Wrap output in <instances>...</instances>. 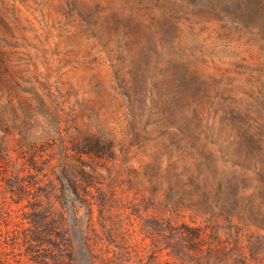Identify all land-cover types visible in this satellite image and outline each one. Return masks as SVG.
I'll use <instances>...</instances> for the list:
<instances>
[{
  "label": "rangeland",
  "instance_id": "374dc122",
  "mask_svg": "<svg viewBox=\"0 0 264 264\" xmlns=\"http://www.w3.org/2000/svg\"><path fill=\"white\" fill-rule=\"evenodd\" d=\"M187 1L0 0V136L51 163L64 147L72 155L65 174L46 179L41 163L29 169L37 198L8 192L19 183L7 181L11 173L27 171L13 167L0 178V248L10 262L264 264V216H236L226 202L211 210L186 194L166 200L155 167L144 169L148 145L140 146L167 144L157 138L162 130L146 140L129 134L118 151L126 125L119 105L130 94L120 78L129 69V17L156 5L169 11L167 27L142 39L136 58L155 75L145 120L171 112L192 120L198 128L188 131L206 140L222 177L237 157L264 166V0ZM58 125L78 139L53 145ZM68 185L75 197L62 196ZM222 188L216 184L214 205Z\"/></svg>",
  "mask_w": 264,
  "mask_h": 264
},
{
  "label": "trees",
  "instance_id": "16d2710c",
  "mask_svg": "<svg viewBox=\"0 0 264 264\" xmlns=\"http://www.w3.org/2000/svg\"><path fill=\"white\" fill-rule=\"evenodd\" d=\"M172 1L191 2L187 0ZM97 3H100V0H97ZM152 8L157 12V15L152 10L146 9V13H141V10L138 9L134 13V16L129 17L134 23L126 34L129 40L125 41L128 54V64L126 66L129 69L120 72V78L123 87L128 89L130 94L122 93V95L127 97V101L121 99L122 103L119 105V108L124 111L123 122L125 121L124 123L126 125L124 127L125 138L119 143L118 151L125 150L128 144L126 140L129 134L137 132L142 140H146L144 136L149 135L151 131L162 130V136L157 138L165 137L167 144L165 141L153 139L154 143L152 141H149V143L144 142L140 146L148 145L147 153H144L148 162L144 166V169L155 167L154 178L160 183H165L163 194L167 201L173 203V199H178L180 196L186 194L196 199L203 198L209 203L211 210L214 207L225 210L224 204L226 202L236 216L240 213H245V211H255L256 214L264 216V166L261 164L258 165V159H255L254 166L249 163L251 159L247 161V157H237L238 161H231L230 166L232 168L229 169L228 175L222 177L223 172H219L217 167V158H214L213 150L207 147L208 143H206V140L203 141L199 134H192L188 131L189 128H198L196 125H193L194 122L192 120L185 119V117L174 119L173 112L168 115L167 118L169 119L158 120L155 123L153 121L151 123L148 119L145 120L146 113L151 111V108L147 104L148 98L146 97L149 80L155 75L147 68H139L137 66L138 46L142 39L153 38L157 34L164 32V28L167 27L165 24V12H169L163 7L156 5ZM166 81V76H162L160 80L161 85ZM156 86L159 85L156 83ZM135 88L137 89V93L134 91ZM128 113L131 116L130 119H126ZM55 118L58 119L60 117L55 114ZM148 126H151L152 129H148ZM58 130L60 137L58 140L59 143L56 139H53V145H57L58 147H63V145L68 146L71 139L74 141L78 139L77 136L63 135L61 125H58ZM76 133L78 134L80 132L76 131ZM111 142L114 143L113 137ZM111 147L115 148L114 145H110ZM67 148L64 147L65 153L62 158L57 159L56 163H51L52 158L47 160L40 155L37 157L35 152L22 150L21 146L19 148L11 147L8 138L5 135H1L0 178L7 176V173L11 172V170H15L13 167L20 169L21 172L27 171L24 176L13 172L11 173L7 181L15 176L19 179V183L17 184V188L12 185L8 192L11 195H17L20 192V196L22 194L26 195L27 200L29 198L39 197V194H33L36 186L32 183L31 179L33 176L29 169L33 168V166L39 168V163H41L42 167L39 168L40 173H43L42 175L46 179L48 175L54 176L60 173L63 174L64 172L66 173L62 168L64 166L67 167L68 161L72 159V155ZM13 153L16 156L13 157ZM83 153H87V151ZM214 163L216 164L215 169H217L215 172ZM91 172H95V170L92 169ZM216 184L219 188L223 186V192L221 194L219 193L220 195L216 198L214 205V190ZM228 190L229 193L227 194L229 196L224 201L225 195L223 197L222 194ZM77 194V190L70 185L62 191V196L64 197H75ZM170 211L176 216H183V210L180 207L170 209ZM218 250V248H215L216 252ZM2 252L3 250L0 248V264H13L7 257L1 255Z\"/></svg>",
  "mask_w": 264,
  "mask_h": 264
}]
</instances>
